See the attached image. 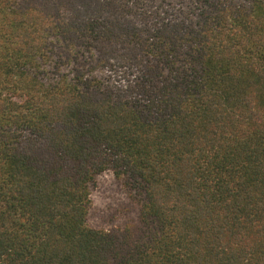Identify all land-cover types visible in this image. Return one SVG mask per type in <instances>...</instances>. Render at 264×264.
<instances>
[{
  "label": "trees",
  "instance_id": "16d2710c",
  "mask_svg": "<svg viewBox=\"0 0 264 264\" xmlns=\"http://www.w3.org/2000/svg\"><path fill=\"white\" fill-rule=\"evenodd\" d=\"M0 264H264V0H0Z\"/></svg>",
  "mask_w": 264,
  "mask_h": 264
},
{
  "label": "rangeland",
  "instance_id": "374dc122",
  "mask_svg": "<svg viewBox=\"0 0 264 264\" xmlns=\"http://www.w3.org/2000/svg\"><path fill=\"white\" fill-rule=\"evenodd\" d=\"M122 183L113 173L103 175L96 183L91 195V226L109 230L126 220L133 210V202Z\"/></svg>",
  "mask_w": 264,
  "mask_h": 264
}]
</instances>
